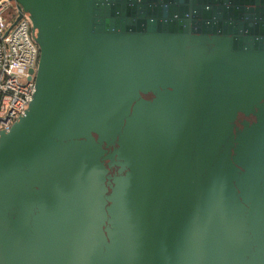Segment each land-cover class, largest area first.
Masks as SVG:
<instances>
[{
  "label": "water",
  "instance_id": "water-1",
  "mask_svg": "<svg viewBox=\"0 0 264 264\" xmlns=\"http://www.w3.org/2000/svg\"><path fill=\"white\" fill-rule=\"evenodd\" d=\"M15 1L0 264H264V0Z\"/></svg>",
  "mask_w": 264,
  "mask_h": 264
},
{
  "label": "built area",
  "instance_id": "built-area-1",
  "mask_svg": "<svg viewBox=\"0 0 264 264\" xmlns=\"http://www.w3.org/2000/svg\"><path fill=\"white\" fill-rule=\"evenodd\" d=\"M38 59L29 17L15 0H0V132L8 131L28 108Z\"/></svg>",
  "mask_w": 264,
  "mask_h": 264
}]
</instances>
